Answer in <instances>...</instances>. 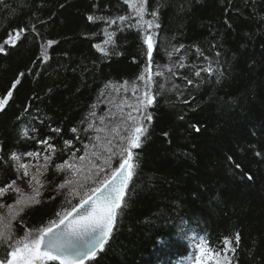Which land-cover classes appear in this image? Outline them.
<instances>
[{
  "label": "trees",
  "instance_id": "trees-1",
  "mask_svg": "<svg viewBox=\"0 0 264 264\" xmlns=\"http://www.w3.org/2000/svg\"><path fill=\"white\" fill-rule=\"evenodd\" d=\"M152 10L160 25L150 30L153 80L156 68L171 60L170 80L163 88L160 80L152 83L154 103L146 111L153 122L142 146L132 149L138 166L125 195L127 207L118 210L103 250L85 264H264V0H146L145 21ZM130 14L135 17L123 0L0 3V101L7 100L0 111V188L12 185L0 194V206L17 199L13 185L22 158L50 157L41 175L40 203L25 207L11 223L10 242L48 227L57 213L79 203L73 190L58 186L68 179L70 163L89 154L95 138L100 146L115 144L119 136L107 138L102 131L109 111L120 112L119 101L126 99L143 108L139 101L146 89L138 77L148 60L142 33L131 20L104 22ZM105 30L115 32L114 43H105ZM17 33L22 37L14 46L4 43ZM209 67L211 74L201 71ZM46 137L52 138L48 144L39 143ZM120 162L119 154L110 163L98 162L106 166L100 179ZM178 232L177 241L169 240ZM225 237L231 242L227 252ZM196 238L205 241L203 255L195 254L202 255L200 261L191 250ZM7 251L0 244V258Z\"/></svg>",
  "mask_w": 264,
  "mask_h": 264
},
{
  "label": "snow or ice",
  "instance_id": "snow-or-ice-1",
  "mask_svg": "<svg viewBox=\"0 0 264 264\" xmlns=\"http://www.w3.org/2000/svg\"><path fill=\"white\" fill-rule=\"evenodd\" d=\"M123 2L131 8L135 17L138 18L137 26L138 31L142 35V43L146 45L145 55L147 57L148 63L145 65L144 73H147V78L145 74L142 73L138 79L144 81V87L146 91L144 92V98L140 99L139 104L143 108L138 107L137 111L140 112L138 117H133L129 113V119L132 120L131 135L127 138L121 137L122 140L126 139L128 147L121 149L119 153L120 163L118 167L110 170V175L105 174L98 181H94L98 186L92 188H85L84 184L80 185L83 192L77 191L75 195L79 196V203L74 205L71 209L67 210L63 214L57 213L59 217L58 220L50 222L49 226L46 228H41L35 233L29 231L22 239H17L12 241V233L9 226L0 229V244H6L11 251L6 252V258H0V264H45L46 261H59V264H84L87 259H95L97 252L102 251L104 245L108 242L111 236L112 229L116 222L117 210L123 206L126 208L128 202L125 200L126 189L128 183L131 180L132 171L138 166V162H133V157L137 156L138 153H134L132 149L139 148L143 144V139L145 133L147 132V127L141 123V120L151 122L153 117L150 112L146 109L154 103V96L151 93V86L153 83L152 76V59L154 50V36L155 33L150 31L153 28H159L160 25L157 21V12L152 10L150 15L151 20H144L145 15V4L146 0H123ZM3 3V0H0ZM89 22H94L96 18L89 15L87 17ZM129 16L120 15L116 18H107L104 20L105 23L109 25L129 22ZM143 21V25L140 24ZM146 25V27H145ZM129 26H132L129 23ZM21 32L23 29L20 30ZM107 39L105 43H114L113 36L115 32H107L105 30ZM4 43H11L12 46L15 45L11 34L8 40ZM54 43L49 41V46ZM98 51L102 52L104 56H108L109 52L99 45H94ZM0 51H4L3 45H0ZM42 56L47 59L46 53L42 52ZM171 55V54H169ZM201 71L208 72L211 74V68H204ZM23 75V74H21ZM156 76L161 75L160 72L155 73ZM200 72H196V76H199ZM17 80L15 83H19ZM127 83V82H126ZM189 84L192 83L191 80L188 81ZM15 87V85H13ZM163 88V85H160ZM135 91V88H134ZM8 97L12 96V92L7 93ZM7 103V100L0 101V111H3V105ZM91 127V125H90ZM196 132H200V127L193 124ZM53 132L59 133L61 129L53 128ZM72 132H76L77 129L72 128ZM25 136L28 135L27 131L23 133ZM168 133L165 132L164 136L167 137ZM79 138V137H77ZM51 137H46L44 140L39 141L41 144H48V140ZM70 140H65L64 144L66 146L71 145ZM48 147L53 148L54 145H48ZM85 148L88 146L85 145ZM27 156H36L37 153L28 152ZM73 156L75 153L72 154ZM115 156L116 153H113ZM256 155H260L259 152ZM12 159H16L15 154L12 155ZM50 157H45V160H49ZM81 160L84 159L83 156L80 157ZM231 160V157L228 158ZM68 162L65 161V164ZM22 168H26V165H20ZM64 165L57 164L56 168L61 169ZM239 168V165H236ZM104 171V169H100ZM27 175V172L24 173ZM247 180L251 181L253 177L250 174H244ZM35 179V177H33ZM87 179V178H85ZM13 184L15 181L12 182ZM39 183V182H38ZM71 180L61 183L58 187L63 189L66 184H71ZM12 185H8L11 188ZM8 188H0V194L6 192ZM14 191H19V189H14ZM34 199V198H33ZM36 204H39V200H34ZM19 203V201H18ZM71 203V201H69ZM240 236L239 233L236 234V244H239ZM229 238L225 237L223 244L225 245L224 251L227 252L230 246ZM41 245L43 246V251L41 250ZM197 250L203 255L205 251V241L203 238L200 239L199 243L196 245ZM233 252L235 248L231 249ZM201 256H196L194 259L200 261ZM219 255V253H217Z\"/></svg>",
  "mask_w": 264,
  "mask_h": 264
},
{
  "label": "rangeland",
  "instance_id": "rangeland-1",
  "mask_svg": "<svg viewBox=\"0 0 264 264\" xmlns=\"http://www.w3.org/2000/svg\"><path fill=\"white\" fill-rule=\"evenodd\" d=\"M167 58H170V55L169 56L167 55ZM169 69L171 68H167V66L166 67L158 66V68H156L155 73L160 72L161 75L159 76L155 75L156 80H153V82L155 83L160 80L158 85L161 84L166 87L168 85V82H165V79L166 81L168 79L170 80ZM123 101L125 100H121L119 102L122 103ZM107 138H114V136L108 134ZM99 139L100 137L95 138L94 144L89 149V154L83 160L81 159L73 160L69 165L70 170L68 171L69 176L67 180H71L72 183L66 184V187L73 190V192L75 193L77 191L83 192L84 189L80 188L81 184H84L85 188L94 187L96 185L94 181H98L100 179V176L105 172L104 167H106V166L98 167V164L100 163L103 165L110 163L114 157H117V155L121 152L122 148L128 147V144L126 142H123V140L119 137L116 138L115 144L113 141V145L112 146L108 145V147L103 143H102L103 145L100 146ZM100 150H102L103 152H101ZM113 153H116V155L114 156ZM44 156L49 157L48 154ZM45 157H41V158L24 157L20 160V164L26 165L27 167L21 169L20 177L18 181L13 185V189H19V191H16L17 199L15 203L7 208L0 206V210H2V213L0 214V229H3L9 226L10 224V230H11V223L19 216V214L23 211V209L28 205L34 203V200H37L41 188V175L46 166V163L48 162V160H45ZM98 157H100L99 160ZM100 169H104V171L102 172L100 171ZM25 172H27L26 176L24 175ZM33 177H35V179Z\"/></svg>",
  "mask_w": 264,
  "mask_h": 264
},
{
  "label": "bare ground",
  "instance_id": "bare-ground-1",
  "mask_svg": "<svg viewBox=\"0 0 264 264\" xmlns=\"http://www.w3.org/2000/svg\"><path fill=\"white\" fill-rule=\"evenodd\" d=\"M129 18H130L129 20H131L135 25H137V20H138L137 17H133L130 14V17ZM140 24L142 25L141 21H140ZM119 32H120V30H119ZM142 35L143 34H141V36ZM21 37H22V34H18L17 33L12 38H13V40H17L18 38H21ZM98 44H100V43H97V45ZM43 58H44V56H43ZM167 63H168L167 66H169V65L172 64V61H168ZM121 107H122V109L118 113L115 112L114 110L109 111L110 112V118H108L105 121V123L103 125V128H102V131L107 132L108 134H115V135L119 136L120 138L126 136L127 134H125V133H127L128 131L131 132V126H132V123L133 122H132V120H130L128 118L129 117V113L131 114V116L134 117L136 115V117H137L139 115V112L137 111V108L140 107V106L138 104H136L133 100L126 99L125 101L122 102ZM151 122H153V121H151ZM151 122L149 123L147 121H144V120L142 121L141 120V123H143L147 127V129L149 128ZM124 141L127 143V140H124ZM130 171L133 172V170H130ZM126 192H127V189H126ZM118 210H117V212H118ZM116 220H117V216H116ZM115 225H116V222H115L114 227L112 229V233L114 231ZM175 226L178 227V228H180L181 227L180 222L176 223ZM112 233H111V236H112ZM111 236L109 237V239L111 238ZM172 238L173 239H169V240L177 241L180 238V233L178 232V234H176L175 237H174V235H172ZM198 243H199V239H197V238L194 239V242L192 241V243H191L192 244L191 245L192 246L191 247V250L192 251L195 250L196 245ZM213 259H216V258L213 257ZM212 263H213L212 260H210L208 262V264H212Z\"/></svg>",
  "mask_w": 264,
  "mask_h": 264
},
{
  "label": "water",
  "instance_id": "water-1",
  "mask_svg": "<svg viewBox=\"0 0 264 264\" xmlns=\"http://www.w3.org/2000/svg\"><path fill=\"white\" fill-rule=\"evenodd\" d=\"M41 250L43 251V246L42 245H41ZM88 260L89 259L85 260L84 263L87 262ZM46 262H48V261H46ZM56 262L59 263V261H56Z\"/></svg>",
  "mask_w": 264,
  "mask_h": 264
}]
</instances>
